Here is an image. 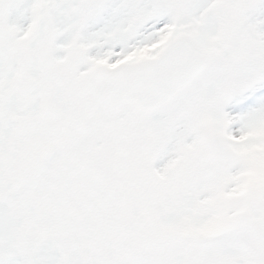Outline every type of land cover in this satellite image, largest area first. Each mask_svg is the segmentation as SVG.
Segmentation results:
<instances>
[{"label":"snow or ice","instance_id":"obj_1","mask_svg":"<svg viewBox=\"0 0 264 264\" xmlns=\"http://www.w3.org/2000/svg\"><path fill=\"white\" fill-rule=\"evenodd\" d=\"M0 264H264V0H0Z\"/></svg>","mask_w":264,"mask_h":264}]
</instances>
